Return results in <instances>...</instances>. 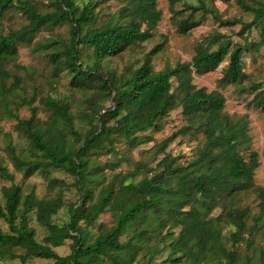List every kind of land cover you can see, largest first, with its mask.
<instances>
[{"label":"trees","instance_id":"obj_1","mask_svg":"<svg viewBox=\"0 0 264 264\" xmlns=\"http://www.w3.org/2000/svg\"><path fill=\"white\" fill-rule=\"evenodd\" d=\"M104 1L107 0L88 1L82 5L74 0L40 1L44 7L42 10L35 0H0V21L13 8L19 9L27 20L20 27L0 33V96L3 102L7 94L20 85L18 79L10 84L7 82L10 78L7 66L15 61L18 44L30 43L39 30H51L63 23L70 25L69 41L58 46L55 40L46 38V42L38 43L37 51L48 54L54 70L68 71L75 87L95 88L88 100L92 105L101 96L112 102L106 110L91 111L97 122L83 136L73 127L69 105L50 95L39 98V104L49 111L47 120L39 119L34 97L26 102L30 111L28 118L7 110L8 115L16 120L17 131L41 152L35 159L23 160L10 145L9 157L15 169L22 174L23 180L40 171L47 179L48 187L57 188L58 192L50 198H37L34 193L23 194L20 185L13 183V174L0 161V177L12 182L0 189L4 201L3 205L0 203V218L9 228V232H5L0 226V257L19 259V262L6 264H27L28 257L51 260V264H96L101 256L107 264H132L140 251L138 242L146 230L130 235L124 242L119 238L128 231L130 224L144 222L148 212H153L158 217L156 229L162 230L169 224L160 238L170 239V251L160 262L136 264H198L206 253L213 254L215 264H250V257L246 256L239 263L241 257L237 250L223 246L220 231L206 216L221 196L253 187L258 162L257 152L249 149V121L246 114L230 115L224 111L225 98L220 90L207 91L205 87L196 86L192 79L194 74L215 70L228 57L217 86L237 85L241 92L252 94L249 105L264 111V88L256 82L240 85L247 78L242 68L244 52L257 48L254 41L249 40V35L256 27L264 32V2L255 7L245 0H236L242 10L252 14L248 22L238 18L222 19L203 0H198L197 5L185 4L189 13L177 22L180 33L184 34L198 24L193 16L200 11L203 15L210 14L220 26L239 25L237 35L242 43L214 33L205 40L212 39L215 49H211L209 40L199 42L190 62H176L154 71L150 58L162 49L165 43L162 42L147 52L142 63L129 75L118 76L111 67L103 66L102 61L151 39L161 11L155 0H116L120 3L119 8L99 24L95 9ZM178 1L182 0H169V3L173 5ZM179 12L181 10L175 13ZM82 46L91 49L85 60L82 59ZM177 107L181 108L186 124L163 140L157 151L163 152L177 135L195 130L204 138L197 157L182 167L176 164V156L164 154L156 166L158 171L148 169L150 176L134 183L132 180L144 168L141 162H136L132 171L112 174L95 195L92 186L96 181L92 175L101 168L100 165L92 166L90 156L94 150L104 148V139H122L130 148L150 142L151 137L144 133L156 128L158 122ZM91 115L85 114L84 117L89 119ZM111 121L114 123L110 124ZM60 126L72 135L75 145L66 143L65 132ZM113 149L111 146L108 151ZM242 149L248 151V160L241 153ZM117 165L113 162L106 164L111 168ZM51 171H61L73 177V186L80 195L68 206L70 217L67 224L58 225L51 221V217L65 205L62 190L66 187L65 180L51 176ZM173 179L176 180L175 186H172ZM255 191L260 200V217L264 212V190L257 188ZM185 206L189 209L183 210ZM31 211L35 212L37 222L47 229L41 241L35 238V231L28 223ZM105 212L115 216L113 224L108 228L101 227L100 232L89 240L80 222L90 224ZM248 213L247 208H231L226 212L236 227L231 233L233 245L243 239L244 218ZM176 227L179 230L175 235L171 229ZM248 234L246 244L250 245L253 231L249 229ZM65 240L72 241L70 253L60 255L55 248ZM17 249H24V254H17Z\"/></svg>","mask_w":264,"mask_h":264},{"label":"rangeland","instance_id":"obj_2","mask_svg":"<svg viewBox=\"0 0 264 264\" xmlns=\"http://www.w3.org/2000/svg\"><path fill=\"white\" fill-rule=\"evenodd\" d=\"M39 8L43 10L40 1ZM78 5L86 4L88 1L97 2L99 0H74ZM156 7L161 11L160 20L157 22L153 30V37L145 42L140 43L133 48L124 49L121 53L108 57L102 61L103 66H109L116 71L118 76L129 75L133 69L137 68L143 61L144 55L149 52L155 45L165 42L160 51L153 54L150 58L154 71L163 70L167 66H173L176 62H190L194 55V48L199 42H207L214 33H221L231 38L232 42L242 43L241 37L237 35L239 25L232 27L220 26L210 14L203 15L200 11L196 12L193 20L197 22L196 26L186 33L178 31L177 22L180 18L186 17L189 13L184 8L185 4L197 5L198 0H182L170 5L169 0H155ZM209 8L216 10L222 19L238 18L243 21H250L252 14L240 8L236 0H203ZM248 4L258 6L264 0H245ZM120 6L116 0H107L99 2L95 9L99 24L105 21L109 14L114 13ZM179 14L175 12L180 11ZM27 22L25 15L19 9L8 10L0 21V33L7 32L11 28H17ZM260 27L253 28L249 35V40H253L257 45L256 50L246 51L243 56V72L246 79L241 81L240 85H246L250 82L259 83L264 88V32L261 33ZM46 38L56 41L59 46L63 42H68L70 38V25L67 23L55 26L51 30L41 29L33 36L30 43H21L17 47V56L14 62L7 66L10 78L7 80L10 84L14 79H18L19 87L7 94L6 101L0 96V161L9 173L13 174V183L20 185L23 194L34 193L37 198H50L54 196L58 190L48 187V181L44 175L38 171L27 179H22V174L18 172L9 157L8 147L12 145L16 154L23 160L35 159L39 157L40 151L31 145L28 138L17 131L16 120L9 116L7 110L11 109L12 113L21 118H28L30 115L29 106L26 103L31 98H35L33 104L37 106L38 117L47 120L49 111L43 104H39V98L50 95L59 102L67 103L72 114L74 129L83 136L97 120L91 115L93 109L106 110L112 105L108 97L101 96L92 105L88 100L94 89H81L75 87L71 82V75L68 71H56L52 62L45 51H37L38 43L46 42ZM211 42V43H210ZM211 49L216 48V44L209 40ZM208 43V44H209ZM82 59L85 60L91 53V49L86 46L81 47ZM228 63V57L215 70L209 71L202 75L194 74L192 82L198 87H205L207 91L214 89L220 90L225 98L224 111L230 115L246 114L248 118V135L250 136L249 149L257 152L258 166L254 170L253 187L251 189L236 192L231 195L221 196L217 203L212 207L207 218L212 219V225L220 231V241L227 249L235 248L240 254V261H244L245 257H250V264H264V212L260 217L259 198L256 189L264 190V111L260 108L249 105L252 94L247 91L241 92L237 85L229 84L224 88L217 86L219 78L222 76L223 70ZM17 66H21L20 68ZM174 84L175 81L173 79ZM26 100V101H24ZM85 114L92 117L87 119ZM92 121V124L90 122ZM111 121L110 124H113ZM186 121L181 113V108L177 107L167 116L163 117L157 124L156 128L148 129L144 134L151 137L150 142L142 143L134 148L128 147L122 139L111 141L104 139L102 150H94L90 156L92 166L100 165L101 170L94 171L92 178L95 179L94 194H98V189L104 186L111 178L112 174L132 171L136 162H141L144 166L141 171L132 180L138 182L144 176H150L151 171L159 170L158 162L164 154L176 156V164L186 167L190 161L197 157L198 150L203 146L204 138L200 132L190 131L185 135H177L173 140L169 141L163 152H158L160 143L168 138L172 133L176 132ZM65 132L66 143L75 145L73 137L62 126ZM78 144V143H77ZM114 146L112 151L110 147ZM243 156L248 160V151L241 150ZM118 163L114 168L106 166L107 163ZM51 176L63 179L66 187L62 190V196L65 205L51 217V221L58 225L67 224L69 222L68 206L70 203L79 199V193L73 186L74 178L68 176L61 171H51ZM176 180H172V186H175ZM12 182L0 177V189L2 186H9ZM201 197V196H199ZM0 203L4 201L0 192ZM231 208L249 210L248 215L244 218L245 230L242 232L243 239L233 245L231 233L236 230L231 219L226 212ZM189 206L183 207L188 210ZM115 216L111 212H105L99 218L87 224L81 221V226L86 230L89 240H92L99 232L101 227H110L114 222ZM17 222L19 220L17 219ZM158 217L153 212H148L145 221L139 224H130L128 231L125 232L119 240L124 242L130 235L145 229L138 245L140 251L132 264L137 262L156 263L164 260L170 251V239L160 238V234H164L169 224L162 230L157 228ZM28 223L35 231V238L41 241L47 233L46 227L37 222L34 211L28 213ZM171 224V221H170ZM0 226L5 232H9L7 223L0 218ZM252 230L250 236V245L246 244L248 239V230ZM176 235L179 227L171 229ZM71 240H65L63 244L56 249L60 255L70 253ZM90 242V241H88ZM17 254H24V249H17ZM10 261L19 262L15 256L0 257V264H6ZM27 264H51V260L28 257ZM216 258L212 253H206L198 264H215ZM96 264H107L104 257H98ZM165 264H171L169 262ZM179 264H183L180 262Z\"/></svg>","mask_w":264,"mask_h":264}]
</instances>
